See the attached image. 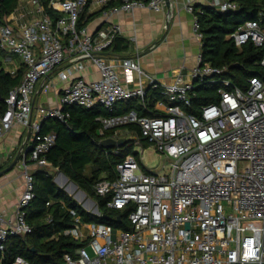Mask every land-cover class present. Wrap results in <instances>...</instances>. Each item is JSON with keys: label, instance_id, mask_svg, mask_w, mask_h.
I'll use <instances>...</instances> for the list:
<instances>
[{"label": "built area", "instance_id": "2783aa9c", "mask_svg": "<svg viewBox=\"0 0 264 264\" xmlns=\"http://www.w3.org/2000/svg\"><path fill=\"white\" fill-rule=\"evenodd\" d=\"M27 1L39 17L28 20L17 8L0 25V52L18 56L26 67L21 83L4 100V114L0 104V140L16 125L32 133L31 151L18 163L24 191L13 216L0 215V264H5L11 237L32 233L26 219L35 197L31 165L52 166L46 155L57 136L41 133L42 123L47 119L67 122L70 114L65 106L92 109L99 104L112 112L131 100H139L152 115L142 117L130 110L102 117L103 131H115L112 139L118 140L125 137L123 128L138 126L140 136L160 158L172 162L170 173L146 172L134 155L127 156L116 166L113 178L95 184V192L109 199V209L129 211L131 229L87 224L72 212L75 224L63 234L82 246L74 254H65L63 264H264V73L250 77L243 88L222 80L219 100L190 114L187 108L197 96V86L216 84L217 76L227 69L206 62L200 52L195 67L187 73L178 71L169 83L144 71L137 57L121 58L120 73L106 57L122 32L119 24H112L108 35L100 38L88 27H77L87 0H51L50 8L63 14L57 21L39 0ZM118 1V6L104 12L106 18L143 8L159 13L168 2ZM111 2L98 0L103 8ZM211 4L221 12L238 9L229 0ZM187 9L195 11L193 6ZM193 26L202 45L196 17ZM228 38L238 48L250 42L264 47L262 14L244 22ZM260 65L264 67V58ZM88 66L97 68L98 79L89 81L82 75ZM55 71L64 83L60 105L35 107L38 83ZM9 73L16 75L14 70ZM148 91L161 93L151 108L146 102ZM9 264L31 263L19 256Z\"/></svg>", "mask_w": 264, "mask_h": 264}, {"label": "trees", "instance_id": "16d2710c", "mask_svg": "<svg viewBox=\"0 0 264 264\" xmlns=\"http://www.w3.org/2000/svg\"><path fill=\"white\" fill-rule=\"evenodd\" d=\"M21 0H0V25L6 23L19 6ZM46 12L57 21L63 14L50 8L51 0H39ZM65 1V0H62ZM237 4V10L221 12L212 6L199 5L194 8L195 17L201 25L202 46L201 54L206 62L227 69L217 76L214 85L197 86V96L192 106L187 108L190 114H197L201 106L219 100L218 89L222 80L230 81V87H245L246 81L253 76H262L264 67L260 65L264 58V47H256L252 42L238 48L228 36L248 20H256L262 14L264 19V0H229ZM92 0H87L80 13L77 27L79 30L88 27L89 23L99 14H89ZM120 2L113 0L101 11L118 6ZM126 49L123 38L117 37L110 50ZM4 53V52H1ZM26 67L12 76L0 61V104L1 113L6 111L5 99L11 90L22 81ZM146 102L151 108L161 93L148 91ZM139 100L120 104L114 111H109L102 105L92 109L79 106H65L70 117L67 122L57 119H47L41 125V133L53 132L57 139L54 147L46 155L52 167L66 174L79 188L94 199L101 211V216L87 212L73 197L60 189L54 183V176L46 169L40 168L33 173L35 197L26 210L27 222L32 227V233L26 236L11 237L5 251V264L11 263L16 257H23L31 264H63L65 254H74L82 244L63 233L75 224V215L87 224H106L117 229L130 230L128 223L129 211L112 210L107 207L108 198L101 197L95 192V184L103 178H113L116 166L130 154L140 161L139 154L133 152L135 143L139 141L145 149L151 144L140 136V128L129 125L121 131L125 137L132 140L125 146L115 149H105L100 143L104 139L113 138L115 131H103L99 118L138 111L140 116L152 115L144 110ZM47 124H50L47 127ZM48 131V132H46ZM142 164V162H141ZM89 170V173L87 172ZM121 218V220H119Z\"/></svg>", "mask_w": 264, "mask_h": 264}, {"label": "crops", "instance_id": "0c3cea01", "mask_svg": "<svg viewBox=\"0 0 264 264\" xmlns=\"http://www.w3.org/2000/svg\"><path fill=\"white\" fill-rule=\"evenodd\" d=\"M27 2L20 1L18 12L25 13L28 20L36 19L39 14L35 7ZM211 3L212 0H173L159 13L150 8H143L134 12L116 13L106 18L104 13H101L103 7L98 4V0H92L88 13L99 15L89 23L88 28L96 36L104 38L110 32L112 24H119L122 32L118 37L123 38L126 49L109 50L106 53L108 61L117 66L121 73L119 60L128 56L137 57L144 71L160 81L169 83L178 71L187 73L194 68L198 61L197 56L201 52L202 45L194 33L195 14L189 12L187 7L196 8L199 5L210 7ZM0 61L7 72L14 70L16 75L23 67L21 59L15 55L8 56L0 52ZM58 73L59 71H55L49 78L38 83L34 96L35 107L60 105L59 98L64 83L59 80ZM82 75L89 81L99 78L95 66H88ZM134 77L137 80L136 74ZM49 126L50 124H47V127ZM31 139L32 133L29 128L16 125L4 139L0 140L2 153L0 171L13 162L22 145L25 147L20 159L26 155L25 151L29 148ZM31 168L33 172L40 169L35 164H32ZM68 181L70 182V179ZM23 191V172L17 165L14 170L0 178V215L7 218L13 216L15 205Z\"/></svg>", "mask_w": 264, "mask_h": 264}, {"label": "rangeland", "instance_id": "374dc122", "mask_svg": "<svg viewBox=\"0 0 264 264\" xmlns=\"http://www.w3.org/2000/svg\"><path fill=\"white\" fill-rule=\"evenodd\" d=\"M133 152L139 154L140 161L142 162L144 170L147 172H159L161 174H169L171 169V161L165 160V158H160L155 149L152 146L143 148L140 144L135 143ZM2 153H0V160L2 158ZM1 163V162H0ZM54 177L59 174V170L53 168L52 166L46 168ZM89 173V170L87 171ZM59 184L61 186L66 185V182L63 177H58ZM89 197V196H88ZM87 197V198H88ZM94 200V199H93ZM95 201V200H94ZM78 202V201H77ZM79 203V202H78ZM82 205V204H81ZM96 205H93L92 209ZM99 209V208H98ZM99 212L101 213L100 209ZM117 229V228H116ZM115 236V234H114ZM88 252L93 255L91 247H87Z\"/></svg>", "mask_w": 264, "mask_h": 264}, {"label": "water", "instance_id": "95a60500", "mask_svg": "<svg viewBox=\"0 0 264 264\" xmlns=\"http://www.w3.org/2000/svg\"><path fill=\"white\" fill-rule=\"evenodd\" d=\"M167 5L170 4V1L167 0ZM30 138V135L28 137V139ZM130 140H132V137H124V138H120L118 140H115V139H112V138H108V139H104L100 145L105 148V149H115V148H120V147H123L125 146L127 143L130 142ZM24 147L25 145H22V148L21 150L19 151V153L17 154V156L15 157V159L13 160V162L5 169L1 170L0 171V178L3 177L4 175L8 174L9 172H11L12 170H14L18 163H19V160H20V156L24 150ZM30 148H28L26 151H25V154H29L30 152ZM63 177L65 181H68L69 180V177L64 174L63 172H60L57 176L54 177V182L58 185V187L62 190H64V188L59 184V180H58V177ZM70 185L76 190V189H79V186L70 180ZM81 190V189H80ZM66 192V190H64ZM83 191V190H82ZM84 193H86L85 191H83ZM68 194V192H66ZM87 195V193H86ZM71 196V195H70ZM72 197V196H71ZM75 199V198H74ZM76 200V199H75ZM78 201V200H76ZM89 201L92 203V205H96L95 207V210L93 212H90L88 211L83 205H81V203L79 202V204L89 213H92L94 214L95 216H101V213L99 212V207L96 203V201H94L91 197H88V200H87V203H89ZM87 203H85L84 205H86ZM119 220H121V218H119Z\"/></svg>", "mask_w": 264, "mask_h": 264}, {"label": "bare ground", "instance_id": "6f19581e", "mask_svg": "<svg viewBox=\"0 0 264 264\" xmlns=\"http://www.w3.org/2000/svg\"><path fill=\"white\" fill-rule=\"evenodd\" d=\"M64 188V190H66V192H68L69 195H71L73 198H75L76 200H78V202H80L88 211L93 212L95 210V208L92 209L93 205L92 203L89 201V203H87V195L86 193H84L82 190L80 189H74L71 185L70 182L67 181L65 187L62 186ZM85 203H87L86 205H84Z\"/></svg>", "mask_w": 264, "mask_h": 264}]
</instances>
